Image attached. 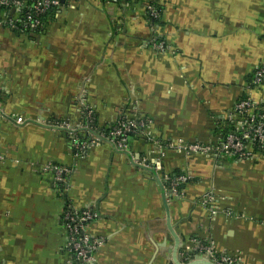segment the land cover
Wrapping results in <instances>:
<instances>
[{
  "label": "crops",
  "instance_id": "1",
  "mask_svg": "<svg viewBox=\"0 0 264 264\" xmlns=\"http://www.w3.org/2000/svg\"><path fill=\"white\" fill-rule=\"evenodd\" d=\"M60 2L39 32L0 27V263L79 264L63 224L70 205L98 214L87 228L95 264H172L165 193L184 248L212 242L239 264H264V154L163 148L162 172L141 165L157 157L154 141L215 144L240 100L264 103L251 84L264 65V0H159L156 29L141 4ZM120 119L137 126L126 150L106 135ZM84 128L110 143L91 145ZM51 166L66 169L62 181ZM178 174L190 181L175 197L165 176Z\"/></svg>",
  "mask_w": 264,
  "mask_h": 264
},
{
  "label": "built area",
  "instance_id": "2",
  "mask_svg": "<svg viewBox=\"0 0 264 264\" xmlns=\"http://www.w3.org/2000/svg\"><path fill=\"white\" fill-rule=\"evenodd\" d=\"M122 1L126 0H114ZM135 1V0H131ZM155 0H145L144 10L149 12L152 20L159 18V12L154 4ZM57 8L56 17L58 16L61 8L60 0H35L31 8H27L23 0H0V27L9 29L13 32L23 33L27 30H35L44 28L40 16L45 14L49 8ZM26 10V12H24ZM23 13V15H22ZM156 29L157 25H151ZM163 38V37H162ZM153 48L157 51H165L167 48L165 40H160L158 36H154L151 40ZM252 86H264V65L257 66L254 71L252 79ZM1 89H2V76L0 73V119L2 118V104H1ZM91 116V115H90ZM89 116V117H90ZM17 124H23L24 120L18 118L15 120ZM234 127L237 133H231L226 136L219 135L215 144H201L199 142L178 141L173 143H158L155 154L157 157L154 161L147 162L143 160L141 165L153 169L155 172H162L161 157L159 152L161 149H172L185 156L195 154L204 155L208 158L229 155L240 159H251L254 155L253 148L257 145L260 148L264 146V103H255L249 97L240 100L233 110V115L228 120ZM145 122L140 123L143 128ZM139 126V125H138ZM64 127V126H62ZM65 128V127H64ZM137 126L126 123L120 119L112 130L106 134L111 140L116 143V146L121 150L127 148V136L133 132ZM70 134H74L75 128L68 126L66 128ZM104 137V136H103ZM102 137V138H103ZM100 139L92 141L91 145H95ZM76 146L87 149L89 144L87 141H75ZM159 150V151H158ZM4 162V157L0 152V165ZM54 172L56 181H62L66 169L59 166L47 167ZM165 181L168 183V188L171 194L175 197H180L184 192V187L189 183L190 178L186 175L165 176ZM207 200H212L210 196H206ZM219 211L215 208L211 209V214L216 216ZM98 218L97 212L93 210H75L72 206L68 205L63 215V224L69 234L70 248L75 256L76 262L79 264H95L93 252L97 249L98 243L91 238L87 233L88 226ZM186 252V251H185ZM194 253L208 257L216 264H239L237 259L227 255H218L212 242L197 243ZM183 260L187 262L190 257L182 252ZM1 264V263H0ZM74 264V262H72Z\"/></svg>",
  "mask_w": 264,
  "mask_h": 264
},
{
  "label": "water",
  "instance_id": "3",
  "mask_svg": "<svg viewBox=\"0 0 264 264\" xmlns=\"http://www.w3.org/2000/svg\"><path fill=\"white\" fill-rule=\"evenodd\" d=\"M32 124H37V122H29ZM37 125H40L39 123ZM47 128H51L53 130H61V131H68V130H64L63 128L60 127H56V126H44ZM88 131L89 134H91L92 136L110 143L109 139L106 138H102L99 134L93 132L92 130H90L89 128H84L82 131ZM76 133V132H74ZM115 145V144H113ZM144 168V167H143ZM161 184V183H160ZM164 192V190H163ZM162 200H163V204L165 206L166 209V227L167 230L169 232V239H172L173 241V245L172 247L168 250L170 257H171V261L172 264H216L215 262H213L212 260H210L208 257L200 255V254H195L194 251L192 250V248L190 249H186L184 248V242L185 240L180 236V234L177 233L175 226L172 224L171 221V215H170V209L166 200V195L165 193H163L162 195ZM186 251V252H185ZM182 252L186 253L190 259L185 262L181 256Z\"/></svg>",
  "mask_w": 264,
  "mask_h": 264
},
{
  "label": "trees",
  "instance_id": "4",
  "mask_svg": "<svg viewBox=\"0 0 264 264\" xmlns=\"http://www.w3.org/2000/svg\"><path fill=\"white\" fill-rule=\"evenodd\" d=\"M24 1V3H25V5H26V7L27 8H31V5H33L34 4V2H35V0L33 1V0H23ZM119 3H132V5L134 4H141V5H144V2H145V0H135V1H131V0H126L125 2H122V1H118ZM152 4H154L155 5V7H156V9H157V11L159 12V18L158 19H156V20H152V18H151V16L149 15V12L147 11V10H145L144 12H145V18L151 23L152 22V24H154V25H157V26H159V27H162V18H163V12H162V8H161V6H160V4H159V0H155ZM57 8H53V7H51V8H49L48 10H47V12L45 13V14H43V15H41L40 16V19H41V21L43 22V25H44V27H47L48 26V24L50 23V22H52L53 20H55L56 18V13H57ZM24 12H26V10L24 11ZM22 15H23V13H22ZM42 29H35V30H27V31H25V32H23L24 34H28V33H35V32H39V31H41ZM159 39L160 40H163V38L162 37H159ZM243 99H245V98H243ZM224 128L222 129V132L220 133V135H222V136H226V135H228V134H231L232 132L233 133H237V131H235L234 130V127H233V125L231 124V123H229L228 121H226L225 122V124H224ZM110 131H111V129H110ZM109 131V132H110ZM108 132V133H109ZM136 132L137 131H133V132H131V133H129L128 134V136H127V143H130V141H132V140H134L138 135L136 134ZM108 133H106V134H108ZM253 152L256 154V153H259V154H264V146H263V148H260V146H255L254 148H253ZM178 175H180V174H178ZM174 176H176V175H174Z\"/></svg>",
  "mask_w": 264,
  "mask_h": 264
}]
</instances>
